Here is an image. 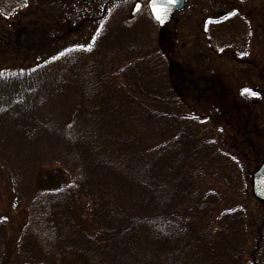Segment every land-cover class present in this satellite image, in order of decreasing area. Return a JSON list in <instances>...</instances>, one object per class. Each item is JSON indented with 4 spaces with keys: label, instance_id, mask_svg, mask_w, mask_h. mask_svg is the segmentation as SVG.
I'll return each instance as SVG.
<instances>
[{
    "label": "trees",
    "instance_id": "trees-1",
    "mask_svg": "<svg viewBox=\"0 0 264 264\" xmlns=\"http://www.w3.org/2000/svg\"><path fill=\"white\" fill-rule=\"evenodd\" d=\"M25 1L0 0V17ZM122 5L107 0L97 16L82 17L94 24L90 42L63 56L44 48V36L32 59L27 46L34 85L0 100L5 177L38 174L46 145L67 169L56 183L41 177L18 243L0 264H264V211H252L248 193L260 162L248 161L243 138L233 155L202 137L213 122L237 138L241 120L237 129L221 110L170 113L182 103L170 89L159 32L145 7L138 28L125 22ZM21 36L27 42L25 26L16 53ZM43 109L52 120L42 124Z\"/></svg>",
    "mask_w": 264,
    "mask_h": 264
},
{
    "label": "rangeland",
    "instance_id": "rangeland-1",
    "mask_svg": "<svg viewBox=\"0 0 264 264\" xmlns=\"http://www.w3.org/2000/svg\"><path fill=\"white\" fill-rule=\"evenodd\" d=\"M105 1L26 0L24 7L15 15L7 19L0 17V100L8 102L9 98H16L21 85H34L35 74H31V67L26 66L30 65L34 52L42 49L35 43L40 36L47 39L44 44L46 50L57 48L58 52L89 43L91 30L87 24H91V28L94 24L89 20L84 23L82 17L97 16L100 3ZM118 1L123 3V20H134L133 26L138 28L146 16L143 7L147 0ZM136 3L140 4V8L133 13ZM233 12L237 15H231ZM17 21L19 28L25 26L27 33L29 31L28 43H24V36H21L19 53H16L14 42L19 29ZM156 30L159 32L157 27ZM158 37L159 48L171 65L165 71L169 75L171 92L182 103L176 108L169 106V112L190 116L197 111L216 116L221 110L237 129L239 121L236 118H239L242 126L239 127L241 133L235 131L237 138L233 132L229 133L230 137L220 134L222 129L217 132L213 119L206 126L207 135L202 137L220 146L224 144L222 148L233 155L239 154L237 148L243 138V147L251 150L248 161L261 163L264 160V0H186L185 9L174 15ZM10 42L13 43L9 45ZM27 46L31 48L28 63L25 61ZM39 115L42 116L39 118L42 124L52 120L50 112L45 113L44 109ZM221 127L218 126L219 129ZM47 148L46 145V156L41 159L43 163L39 166V173L30 171L28 177L22 174L19 179H15L14 175L5 177L8 176V169L0 158V258L18 243L29 201L41 189V177H50L55 183L66 179L62 170L67 169L62 164L60 166L55 152H49ZM0 157L5 156L1 153ZM51 160L55 162L50 163ZM70 172L69 169V179ZM251 176L252 172L248 185L250 196ZM210 181L204 180L203 185L211 186ZM251 198L257 203L249 206L252 211H264V203ZM252 248L250 245L248 252Z\"/></svg>",
    "mask_w": 264,
    "mask_h": 264
},
{
    "label": "water",
    "instance_id": "water-1",
    "mask_svg": "<svg viewBox=\"0 0 264 264\" xmlns=\"http://www.w3.org/2000/svg\"><path fill=\"white\" fill-rule=\"evenodd\" d=\"M186 0H175L174 3H169V0H156V9H160L163 16L162 21H158L156 11L153 9V0H148L146 8L151 20L156 24L157 28L161 31L171 20L172 17L182 11L185 7ZM139 4L136 3L133 8V13L139 9ZM250 192L254 199L264 203V161L253 172L250 178Z\"/></svg>",
    "mask_w": 264,
    "mask_h": 264
},
{
    "label": "snow or ice",
    "instance_id": "snow-or-ice-1",
    "mask_svg": "<svg viewBox=\"0 0 264 264\" xmlns=\"http://www.w3.org/2000/svg\"><path fill=\"white\" fill-rule=\"evenodd\" d=\"M174 2H175V0H169V3H174ZM152 7H153V9L156 11V16H155V18H156L158 21H162V20H163V16L161 15V11H162V10H160V9H156V0H153ZM231 15L235 16V15H237V13L233 12ZM93 39H95V38H93ZM82 50H83V51H91V50H92V49H91V45H89L87 48H83ZM60 55L63 56L64 53L61 52ZM54 59H55V58H54Z\"/></svg>",
    "mask_w": 264,
    "mask_h": 264
}]
</instances>
